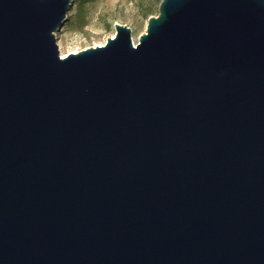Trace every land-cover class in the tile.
Returning a JSON list of instances; mask_svg holds the SVG:
<instances>
[{
    "label": "water",
    "instance_id": "95a60500",
    "mask_svg": "<svg viewBox=\"0 0 264 264\" xmlns=\"http://www.w3.org/2000/svg\"><path fill=\"white\" fill-rule=\"evenodd\" d=\"M73 2L0 0V264H264V0L62 58Z\"/></svg>",
    "mask_w": 264,
    "mask_h": 264
},
{
    "label": "rangeland",
    "instance_id": "374dc122",
    "mask_svg": "<svg viewBox=\"0 0 264 264\" xmlns=\"http://www.w3.org/2000/svg\"><path fill=\"white\" fill-rule=\"evenodd\" d=\"M160 4L161 0H74L67 21L55 35L57 45H62V53H80L105 45L119 24L131 29L137 46L148 20L159 15Z\"/></svg>",
    "mask_w": 264,
    "mask_h": 264
},
{
    "label": "bare ground",
    "instance_id": "6f19581e",
    "mask_svg": "<svg viewBox=\"0 0 264 264\" xmlns=\"http://www.w3.org/2000/svg\"><path fill=\"white\" fill-rule=\"evenodd\" d=\"M102 46H104V45L103 44H98V45L95 46V48L102 47ZM58 49H59V52L61 53V57L62 58H65V57L69 56L70 54H78L77 52H73V53L72 52L62 53L63 52L62 51L63 49H62V45L60 43L58 44Z\"/></svg>",
    "mask_w": 264,
    "mask_h": 264
},
{
    "label": "trees",
    "instance_id": "16d2710c",
    "mask_svg": "<svg viewBox=\"0 0 264 264\" xmlns=\"http://www.w3.org/2000/svg\"><path fill=\"white\" fill-rule=\"evenodd\" d=\"M162 1V0H161Z\"/></svg>",
    "mask_w": 264,
    "mask_h": 264
}]
</instances>
